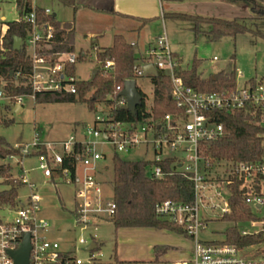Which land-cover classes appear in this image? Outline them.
I'll return each instance as SVG.
<instances>
[{
	"label": "built area",
	"instance_id": "built-area-1",
	"mask_svg": "<svg viewBox=\"0 0 264 264\" xmlns=\"http://www.w3.org/2000/svg\"><path fill=\"white\" fill-rule=\"evenodd\" d=\"M45 13L52 14L49 9ZM24 20L30 24L31 30L22 39L21 49L26 52L30 71L27 74L17 72L15 80L19 81L23 76L26 79L24 87H28L30 93L13 97L0 89V103L11 105L13 112L17 107H24V101L29 98L35 102L37 94L77 95V85L81 82L76 77V72L73 75L69 70L78 63L79 54H48L44 51L45 44L53 39V29L47 24L42 27L38 24L35 7ZM3 27L0 26L1 44L5 34ZM87 57L84 54L83 60ZM143 57L144 60L134 66L135 79L131 80L138 82L140 78L152 76H144L143 71L145 66L150 65L157 72L167 74L171 79L172 99L177 111L157 119L149 105L142 119L123 121L117 120L108 108L107 115L96 116L93 128H86L82 141H76L72 137L67 142L46 143L39 140L37 133L36 140L31 145L21 148V157L10 158L18 159L19 178L28 189V194L22 201L18 199L14 219L0 223V264H15L9 253L19 250L27 235L30 237L31 247L28 264H102L95 253L99 246L94 236L90 235L89 240L85 237L79 239L83 250L90 254L86 260L76 256L78 248L75 245L69 244L62 248L58 241L50 239L53 229L47 221L40 218V197L36 185L28 179L29 171L24 168V160L32 156L34 148H46L47 154L37 157L38 170L44 178L50 180L53 172L59 170L60 178L68 184L76 185V208L73 212L75 224L85 231L94 220H110L116 214L114 198L111 201L104 199V183L100 181L103 170L107 168L98 166L99 161L107 157L98 148L107 145L118 155L127 154L141 146L146 148L147 153L151 147L153 159L147 161L149 163L146 168L149 178H164L166 173L159 164L169 159L174 161L178 171L194 183V200L191 203L168 200L156 206V214L160 218L176 224L187 237L194 240L192 264H264V260L247 261L239 258L242 250L235 246L203 242L198 238L200 231L207 225L205 215L212 217L211 213L219 209L222 218L230 212V189L234 184L239 186L245 204L256 217L244 223L249 224L252 229L260 226L254 232L239 229L241 235L262 234L264 237V84L238 83L235 89L212 93L187 86L177 74L180 64L171 50L166 33L155 40ZM113 67L114 62L109 61L104 69L112 71ZM241 76L239 72L237 79ZM123 89L124 85L117 87L119 95ZM118 105L125 107L127 99L120 96ZM240 111L249 114L255 125L263 130L260 136L263 150L261 157L249 162H212L205 155V144L220 139L225 133L223 125L216 120L217 113ZM76 143L85 147V156L78 162L73 181L70 172L61 167L65 157L74 153ZM223 190L228 192L227 197ZM215 199H221L222 203L215 204ZM92 243L97 248L88 250Z\"/></svg>",
	"mask_w": 264,
	"mask_h": 264
},
{
	"label": "trees",
	"instance_id": "trees-1",
	"mask_svg": "<svg viewBox=\"0 0 264 264\" xmlns=\"http://www.w3.org/2000/svg\"><path fill=\"white\" fill-rule=\"evenodd\" d=\"M19 13V20L3 22L5 34L0 43V89H3L9 96H19L30 93L28 87H24L26 79L22 76L19 81L15 80L17 72L27 74L30 71V62L24 49H14V38L25 39L31 30L29 23L24 18L36 9L38 24L42 27L47 24L53 29V39L45 44L44 51L48 54L75 53V32L71 23H62L57 20L54 14H46L45 9L33 6V0H15ZM63 6L76 8L75 0H58ZM229 3L236 6H248L251 16L248 18L226 19L180 12H165L164 18L190 23L193 25L195 38L201 36L208 42H219L225 37L236 39L240 35L251 34L254 38L264 40V33L257 28V24L264 20V0H210ZM144 24L147 20H144ZM250 24L256 29L250 27ZM205 27V29H203ZM1 32V28H0ZM92 51L96 58L98 73L95 79L81 81L78 83L77 95H60L57 93H44L36 95V103L50 102H81L94 110L97 104H104L110 108L117 120L138 121L151 105L155 118H162L165 115L177 111L176 104L172 99V85L170 77L164 72H157V75L150 76L153 85L152 102H147V96L139 88L143 99L135 113L124 110L118 105L120 95L117 92L118 86H123L125 81L135 79L134 66L144 60L143 56L138 57L137 44H131L123 35L114 38L113 45L109 48H98L95 44ZM83 53L79 55V61L83 60ZM86 56V54H85ZM180 64L177 74L183 79L187 86L201 92H222L235 89L237 72L221 71L204 77L199 73L198 61L194 62L191 69H184L180 58L174 55ZM78 61V62H79ZM114 62L112 71H106L104 66L107 62ZM75 66L69 68L74 75ZM253 85L264 84L255 79L248 81ZM12 112L11 105L0 103V125H10L2 116V111ZM216 120L224 127V136L216 141L205 144V155L212 162L222 161H254L262 155L263 130L255 125L253 118L243 111L235 113L218 112ZM15 148L7 139L0 135V209H15L18 205L20 190L24 184L19 175L14 174V168L10 158L21 157V148ZM47 154L44 147H37L32 150V156ZM85 156V147L80 143L74 146L72 156L65 157L62 169L70 172L73 181L76 176L78 162ZM147 161H126L120 155L114 153L113 165V193L116 204V214L110 221L116 231L121 229H157L167 230L177 234H184V231L176 224L160 218L156 214V206L165 201H174L187 204L194 200V183L189 177L183 175L175 167L174 161L165 160L159 164L166 173L162 179H151L147 176ZM20 173V170H19ZM60 171L53 172L52 182L59 178ZM231 197L229 199L230 212L221 219L230 223H244L255 219L252 209L247 206L242 198L239 186H231ZM2 221H0L1 223ZM186 236V235H185ZM264 242L262 234L242 236L237 225L225 231L223 242H212L216 244H227L244 250L248 247ZM169 247L156 248L157 259L167 253Z\"/></svg>",
	"mask_w": 264,
	"mask_h": 264
},
{
	"label": "rangeland",
	"instance_id": "rangeland-1",
	"mask_svg": "<svg viewBox=\"0 0 264 264\" xmlns=\"http://www.w3.org/2000/svg\"><path fill=\"white\" fill-rule=\"evenodd\" d=\"M54 7L57 20L64 19L69 9L60 5ZM56 5V6H57ZM166 12L190 13L210 17L226 19L248 18L251 11L248 6H236L219 1L210 0H164ZM221 6H230L229 12L221 13ZM49 7H52L49 5ZM66 11V12H65ZM222 15V16H221ZM225 15V16H223ZM19 13L15 0H0V25L3 22L19 20ZM256 29V26L250 24ZM193 25L175 21L172 19L159 20L147 26L146 33L141 36L139 45H145L144 41L152 42L165 33L169 40L171 50L182 61L184 69H191L194 62L198 61V72L203 76L225 71L235 70L241 77L237 81L240 85L255 79L264 83V40L254 38L251 34L238 36L236 39L225 37L219 42H208L204 37L195 38ZM257 28L264 33V20L257 24ZM205 29V27L203 28ZM131 40L132 37L129 36ZM80 45L76 44V54L80 53ZM148 45V44H147ZM139 56L140 53L138 52ZM94 54L76 64V77L81 81L92 78L94 70H97ZM138 86L147 96V102L153 98V85L151 77L138 79ZM108 109L104 104H97L91 110L87 104L81 102H50L36 103L32 99L24 101V111L21 113L2 111L6 120L12 121L10 125H0V135L7 141L16 145H31L39 134V140L46 143L67 142L72 137L76 141L84 140L86 128H93L97 115H107ZM99 152L106 154V159L99 161V168H107L100 177L103 185V195L106 201L113 199V165L114 149L111 146L98 148ZM126 161H149L153 159L151 147L141 146L127 154L120 155ZM14 168V174L19 175L18 159L10 160ZM24 168L29 171L28 179L36 185V191L40 197V218L47 221L53 229L50 239L58 241L62 248L69 244L75 245L77 257L86 260L90 254L85 252L79 244V239H90L94 236L98 244L97 257L102 264H192L195 253V242L192 238L167 230L157 229H121L116 231L109 219L94 220L92 225L82 231L75 224L74 210L76 208V185L66 183L62 178H56L54 182L43 177L38 170V158L29 156L24 160ZM50 181V182H48ZM1 187L0 189H4ZM28 194L26 186L20 190L19 199ZM227 197L228 192L223 190ZM216 203H222L221 199H215ZM223 206V204H221ZM212 217L205 215L206 228L199 233V240L203 242H223L225 231L237 225L241 230L254 232L260 229L258 225L252 229L247 223H230L223 221L220 210L211 213ZM15 217V210L11 208L0 209V221L10 222ZM264 217V215H263ZM169 247L167 253L157 259L156 248ZM239 258L247 261L264 260V242L248 247L239 253Z\"/></svg>",
	"mask_w": 264,
	"mask_h": 264
},
{
	"label": "crops",
	"instance_id": "crops-1",
	"mask_svg": "<svg viewBox=\"0 0 264 264\" xmlns=\"http://www.w3.org/2000/svg\"><path fill=\"white\" fill-rule=\"evenodd\" d=\"M55 0H33V6L49 9L54 13V7H58ZM58 1V0H57ZM164 0H75L76 8H69L65 11L62 23H71L75 32V53L77 42L81 43L80 53L83 55L94 54L92 46L98 48H109L113 45L117 35H123L131 44H137L140 56H144L155 40L144 41L145 45H139L143 33H146L147 26L165 20L166 12L163 5ZM220 2V1H219ZM224 3V2H222ZM51 5L52 7H49ZM57 5V6H56ZM226 5V3H224ZM229 5V3H228ZM222 14L231 11L230 6H221ZM222 16V15H221ZM225 16V15H223ZM144 20L147 23L144 24ZM0 26H4L1 24ZM5 28V26L3 27ZM129 36L132 39H129ZM148 44V45H147ZM174 54V53H173ZM207 77V76H204ZM24 111V107L18 109V114ZM106 168V167H105ZM103 170L102 173H104ZM52 181V180H51ZM50 182V181H48ZM24 199H20L21 201Z\"/></svg>",
	"mask_w": 264,
	"mask_h": 264
},
{
	"label": "water",
	"instance_id": "water-1",
	"mask_svg": "<svg viewBox=\"0 0 264 264\" xmlns=\"http://www.w3.org/2000/svg\"><path fill=\"white\" fill-rule=\"evenodd\" d=\"M21 44H22V39L21 38H14V49L15 50H21ZM144 71V76H147L148 74L157 75V70L153 66H145L143 68ZM98 73V70H94L92 79H95L96 75ZM120 96L125 97L127 99V105L123 107L124 110H128L132 113H135L138 106L142 102V95L139 92L137 82L135 80H128L125 81L124 83V89L120 93ZM21 108V107H20ZM18 107L15 108L14 113H18ZM30 237L27 235L25 237V242L23 246L17 250V251H12L10 252V256L14 259L15 264H28L29 261V255H30ZM97 248V245L95 243H92L88 250H94Z\"/></svg>",
	"mask_w": 264,
	"mask_h": 264
}]
</instances>
